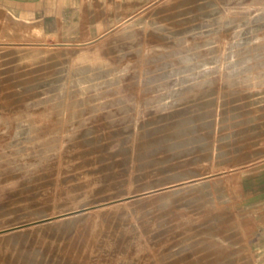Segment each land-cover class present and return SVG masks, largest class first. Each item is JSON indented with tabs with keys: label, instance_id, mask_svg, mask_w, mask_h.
I'll return each mask as SVG.
<instances>
[{
	"label": "rangeland",
	"instance_id": "rangeland-1",
	"mask_svg": "<svg viewBox=\"0 0 264 264\" xmlns=\"http://www.w3.org/2000/svg\"><path fill=\"white\" fill-rule=\"evenodd\" d=\"M264 0H152L92 41L0 26V264H254Z\"/></svg>",
	"mask_w": 264,
	"mask_h": 264
},
{
	"label": "crops",
	"instance_id": "crops-1",
	"mask_svg": "<svg viewBox=\"0 0 264 264\" xmlns=\"http://www.w3.org/2000/svg\"><path fill=\"white\" fill-rule=\"evenodd\" d=\"M152 0H0V26L25 23L49 38L92 41L133 18ZM240 212L248 224V253L264 264V159L243 170Z\"/></svg>",
	"mask_w": 264,
	"mask_h": 264
}]
</instances>
